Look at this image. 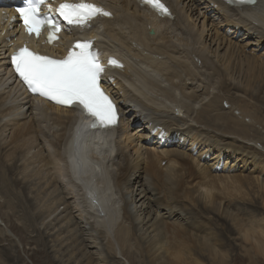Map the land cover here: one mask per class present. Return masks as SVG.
Segmentation results:
<instances>
[{
	"label": "bare ground",
	"instance_id": "bare-ground-1",
	"mask_svg": "<svg viewBox=\"0 0 264 264\" xmlns=\"http://www.w3.org/2000/svg\"><path fill=\"white\" fill-rule=\"evenodd\" d=\"M11 1L4 0V5ZM189 1L194 6L189 8L192 13L198 10L199 14L203 3L206 8L213 2L211 20L230 22L234 31H246L242 46L221 36V44L213 51L211 43L201 36L203 45L198 47L196 37L182 26L183 18L193 26L189 17L194 15L183 4L185 9H180L181 0H161L171 16H159L141 0H85L112 16L97 17L91 27L62 23V31L51 43L48 32H41L39 37L28 34L19 16L12 14L14 10L4 12L0 6V194L8 206H22L18 210H23L26 223L58 228V245L71 240L68 233L81 230L86 220L93 240L89 244L102 246L101 238L113 235L118 244L135 247L142 257L147 256L149 264L264 262V175L260 176L261 171L264 173V53L245 49L254 42L258 51L264 48V0L255 7L234 6L226 0ZM63 2L51 0L50 4L55 10ZM87 40L95 42L104 66L110 58L124 66L105 68L102 76V87L119 114L117 126L107 131L91 130L89 118L78 109L32 94L11 65V55L25 45L41 55L62 59L76 42ZM223 42L227 48L219 53ZM240 55V61L246 63L241 68L246 76L241 81L243 86L235 72L239 66L234 64ZM34 110L41 116L39 120ZM133 111L132 119H145L136 137L129 130L133 120L128 114ZM185 132L191 145L202 144L201 151L207 149L206 154L217 148L215 160L227 149L230 159L237 152L236 159L242 155L244 163H254L258 169H251L247 175L237 171L217 175L218 165L215 170L201 165L204 153L200 150L199 161L190 153L159 150L160 146L145 148L143 168L125 152L135 140L138 144L151 133L174 143L181 141ZM78 134L79 150L74 145ZM207 139L215 142L213 147L206 144ZM11 175L17 178L13 180ZM31 187L36 188V208L27 195L32 193L28 191ZM65 194L76 198V207L82 204L80 214H74L78 211ZM254 199L262 209L258 205L247 208V202L246 209L239 206L241 201ZM61 205L66 209L57 213ZM165 210L175 216H161ZM174 217L183 222H169ZM228 220L233 226L227 225ZM213 222L224 225L225 235L212 230ZM85 229L83 226L82 231ZM44 232H39L38 239L43 245ZM64 233L67 237L62 240ZM234 233L244 242V249L233 258L230 250L235 244L230 236ZM1 239L5 240L3 236ZM81 245H85L84 256L89 253L88 245L84 241ZM9 252H5V259L13 260ZM126 252L132 256V250Z\"/></svg>",
	"mask_w": 264,
	"mask_h": 264
},
{
	"label": "rangeland",
	"instance_id": "rangeland-1",
	"mask_svg": "<svg viewBox=\"0 0 264 264\" xmlns=\"http://www.w3.org/2000/svg\"><path fill=\"white\" fill-rule=\"evenodd\" d=\"M212 3L209 4L210 7H206V8H204L205 7L204 5H206V4L203 3L202 6H200L201 14H199L198 10H195V11L193 10V13H192V11H191L192 9H189L190 7L194 8V6H192V2H190L189 0H181V4L179 6L180 9H182L186 6V9L188 8L187 10H189L188 12L190 14H192L191 16L194 15V17H191V19L189 17V22L193 25L191 27H189V25L187 24V22L184 18L182 19V22L185 23V26L182 25L183 28H185L187 31L191 32V34L194 35V37H196L197 41H199L197 46L200 48H202V45H203L201 43L202 42L201 36H203V38L205 37L207 44L211 43V47H213V51L218 47V45L221 44V42H222L221 36H223L226 41L229 39L232 42H238V44H240L242 46L243 42L241 40L246 35V31H242V32L234 31L235 30L234 24L230 23V22H222L221 23L222 25H221L218 22V20H213V19L211 20L210 17H212L215 13L212 9L213 8ZM182 4L185 6H182ZM205 11H207V12H205ZM181 14H182V16L185 15L184 16L185 18L187 17L186 13H184L183 11L181 12ZM215 23H218L217 26H215ZM215 34H217L216 37L214 36ZM246 41H247V39H246ZM253 41H255V40L253 39ZM224 44L225 43L223 42V44L221 46H219V48H218L219 53L225 52L227 47L224 48ZM245 49H247L248 53L253 52L254 50L255 51L253 53H255V52L257 54H263L264 53V48L263 49L261 48V51H258V49L255 45V42H254V44L247 46ZM133 52H136V49L134 47H133ZM242 58H243V56L240 55L237 57L236 60H234V64L239 66V67H237V69H239V70L236 69L235 72L239 73V75L237 77H239V81L241 84L240 86H243L241 81H244L243 79L246 77L245 71L242 72V69H241V68L246 67L245 66L246 63L244 61L243 62L240 61V60H242ZM242 65H244V66H242ZM258 81H260V78L258 79ZM260 82L262 84V81H260ZM200 89H201V87H199V90ZM37 112H38L37 110H34L33 114L35 115L34 117H36L35 119L38 118L37 120H39V118L41 116H39ZM134 114H135L134 111L130 112L128 114V115H130L129 119ZM131 120H133V121H131L132 123H131L129 130L131 131L133 136L136 137L135 136L136 131H138V128H140L141 126L144 125L143 123L145 122V119L141 118L138 121L137 119L134 120L131 118ZM43 124L45 125L47 123L44 122ZM53 131H55V130H53ZM149 132L150 131L148 130L146 133L148 134ZM188 136H189V134H187V132H185V135L181 136V141L176 139L174 141V143H169V140H168V142L163 141V137H162V139H160L158 135H156L155 133H151V137L140 140V142L138 144H137V140H135L131 144V146L125 150V152H127L130 155V158H132V160L135 162V164L139 163V165L143 168L145 167V164H146L145 148H153V147L155 148L158 146H160L159 150L161 148H163V149L166 148V150H176L177 149V150L186 152V154L190 153L189 155H194V157H197V160L200 161V159L198 158L199 150L201 151V149L204 146L202 144H199L196 147L191 145V141H188V138H187ZM203 139H206V138H203ZM214 143L215 142L207 139L206 144H209L210 146L213 147ZM45 145H47V144H45ZM103 149H105V147ZM134 150L135 151L139 150L138 155L134 153L135 152ZM226 150L222 154L223 156L221 159L215 160V155L218 153L217 148L208 154H206L207 149H203L201 152L204 153L203 157H202V159H204V160H201V162H200L201 165L202 164L205 166L210 165V168L212 170H215V166L218 165L220 171L217 172V175H219V174L220 175H230L235 171H237L241 174L247 175L248 173H251V169H255V170L258 169L254 165V163H250L249 161L244 163L242 160V155L240 157L241 158L240 160L236 159V158H239V156L237 157V155H236L237 152H235L236 154L233 156V158L230 159L229 155L226 153ZM200 163H199V165H200ZM219 164H221V165H219ZM222 166H224L226 169L222 170ZM199 167H201V166H199ZM196 169H197V171H199L198 166ZM260 170L257 173H259ZM263 175H264V173H262V171H261L260 176L263 177ZM14 176L15 175H11L13 180H15L14 178H17ZM18 176H20V175H18ZM143 183H145V182L143 181ZM32 186L37 187L35 184H33ZM35 189L36 188H33V187L28 189V191L30 190V191H32V193L29 192V194H27V195H28V199L31 200L33 207L36 208V206H35L36 201L34 199V196L36 193V192H34ZM18 190L20 191V189H18ZM19 191H18V194L21 192V191L20 192ZM65 195L69 196V198H70L69 201L72 202V206H75V210L78 211L77 213L74 211V214H76V215L80 214L81 211H83L82 207H81L82 204H80L81 209L79 206L76 207V205L74 204L76 198L72 194L71 195L65 194ZM11 197L13 198L14 196L11 195ZM52 197L50 198V200H52ZM255 200H258V199H254L251 201H243V202L241 201L239 203L241 205H239V206H241V208H243L242 210H244V208L246 207L245 202L248 203L247 208H250V209H252L255 205L261 206V204H259ZM25 201H26V199H24V202ZM14 203L18 204L19 200L15 199ZM224 203H225V201L222 202V207H223ZM12 204H13V202H12ZM19 208H22V206H19L18 208H16V207L14 208L13 206L12 207L8 206V204L5 203L4 197H1V194H0V238L2 236L5 238V240L1 239V241H0V264H149V258L147 256L142 257L144 255L141 256L140 252L138 250H136L135 247L131 248L129 245H127L126 246L127 248H126L124 246V244H121V243L118 244L115 241L113 235H109L105 238H101V240H103L102 246L100 244L99 245L102 248L100 246H98V247L95 246L93 243L89 244L93 240H92V236H91L90 231H89V228H91V226L89 224H87L86 220H84L85 222H84V225L81 226V230H80V228L79 229L77 228L76 233H73V232H75V229L71 228L73 230L70 233H68V235L71 234V240L70 239L66 240L62 246L58 245L60 243V240L57 241V239H55V235H57L59 233V232H57L58 228L56 230H53L52 226H50V227L48 226V228L45 229V225H42L39 222H36L34 224H32L31 222L26 223L25 219H24V212L22 210V212L20 213L18 210ZM63 209H66L65 205H61V207L57 213L64 211ZM261 209H262V206H261ZM221 210H222V208H221ZM167 211L168 210L161 211V216H164L165 218L168 216H170L171 218L173 216H175L174 214L173 215L168 214L169 211L168 212ZM82 213H83L82 214L83 217L85 218L86 213H84V212H82ZM65 214L66 213H64L63 215H65ZM208 216L211 217L212 214H209ZM258 217H260V215H258ZM50 220H51V218H50ZM50 220L48 221V224H46V226L49 225ZM76 220H78V216L75 217L74 221H76ZM172 220L173 221H181V220L177 219V217H174L173 219L169 218V222H173ZM119 222H120V220H119ZM181 222H183V221H181ZM80 224H81V222H80ZM227 225L233 226L231 220H228ZM14 226H17L19 228L15 229ZM83 226L86 228L85 231H82ZM211 226L213 227L212 230L215 232L221 233L224 230V225L222 223H220L218 225L216 222H213ZM43 230L45 231L44 232V239H45L44 245L41 244V242H39V240H38L40 238L39 232L43 231ZM62 230H63V228H62ZM94 233L98 234V232H94ZM223 235H225L224 232H223ZM60 237H62V240H63V239H65V237H67V234L64 233ZM239 237L240 236L237 233H234L230 236V241H232L235 244L232 246V249L230 250V253H231L230 255L233 258L236 255H240L243 252L242 250L244 249V247H243L244 242H240V240H238ZM77 238H79L80 240L78 239V241H77L76 240ZM72 240L75 241L73 244H72ZM83 241L87 242L88 248L86 251L89 253L84 255V256H81L83 253V249H85V245H81V242H83ZM127 250L133 251V253L131 252L132 253L131 257L127 254V252H126ZM4 251L5 252L10 251L9 253H11L10 255L12 256L13 260L5 259L6 254ZM161 252H162V250H160L159 253H161ZM249 253H250L249 257L252 256V252H249ZM247 256H248V253H247ZM231 261L232 260H230V262ZM205 263L211 264L210 262H207V261ZM247 264H251V263H249L248 259H247ZM256 264H264V262H263V260H261V261L259 260V263L257 262Z\"/></svg>",
	"mask_w": 264,
	"mask_h": 264
},
{
	"label": "snow or ice",
	"instance_id": "snow-or-ice-1",
	"mask_svg": "<svg viewBox=\"0 0 264 264\" xmlns=\"http://www.w3.org/2000/svg\"><path fill=\"white\" fill-rule=\"evenodd\" d=\"M235 6L255 7L261 0H228ZM150 5L161 16H171L161 0H141ZM47 7V11H42ZM28 34L39 37L47 29L48 42L58 38L62 22L70 27H91L99 16L111 17L112 13L102 7L79 0L60 3L53 10L49 0H24L22 6L15 8ZM11 65L27 89L34 95L43 97L62 107L78 109L91 119L90 129L111 130L117 126L119 114L112 98L102 87L105 67L100 52L91 40L76 42L68 54L57 59L30 50L27 45L20 47L11 57ZM109 68L123 69L115 58H110ZM80 148L79 134L74 142ZM96 203L94 196L89 193Z\"/></svg>",
	"mask_w": 264,
	"mask_h": 264
}]
</instances>
